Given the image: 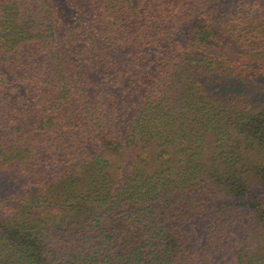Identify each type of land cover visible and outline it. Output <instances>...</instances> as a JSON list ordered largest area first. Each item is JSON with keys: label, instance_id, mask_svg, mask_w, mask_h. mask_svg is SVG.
<instances>
[{"label": "trees", "instance_id": "obj_1", "mask_svg": "<svg viewBox=\"0 0 264 264\" xmlns=\"http://www.w3.org/2000/svg\"><path fill=\"white\" fill-rule=\"evenodd\" d=\"M0 264H264V0H0Z\"/></svg>", "mask_w": 264, "mask_h": 264}]
</instances>
